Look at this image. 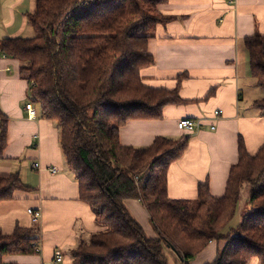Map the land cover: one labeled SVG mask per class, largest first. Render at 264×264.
<instances>
[{
  "label": "trees",
  "instance_id": "obj_1",
  "mask_svg": "<svg viewBox=\"0 0 264 264\" xmlns=\"http://www.w3.org/2000/svg\"><path fill=\"white\" fill-rule=\"evenodd\" d=\"M169 1L38 0L29 17L35 36L1 42L30 83L31 102L58 128L79 200L101 227L72 250V264H171L170 253L177 264H190L212 242L223 246L209 264H264V145L252 156L240 137L225 195L214 198L205 183L191 203L171 199L168 191L169 168L185 155L190 134L157 137L147 148L121 144L129 121L161 119L168 105L187 103L178 88H152L142 79L155 64L149 41L169 20L159 6ZM245 45L252 77L264 90V36L248 37ZM254 106L264 115V98ZM8 129L0 112V160ZM246 187L249 199L233 226ZM32 190L19 173L0 174V203ZM131 199L146 208L153 236L128 209ZM36 235L35 228L0 230V264L5 256L40 254Z\"/></svg>",
  "mask_w": 264,
  "mask_h": 264
},
{
  "label": "crops",
  "instance_id": "obj_2",
  "mask_svg": "<svg viewBox=\"0 0 264 264\" xmlns=\"http://www.w3.org/2000/svg\"><path fill=\"white\" fill-rule=\"evenodd\" d=\"M37 3L0 0V112L9 118L0 174L19 173L33 189L17 191L14 200L0 203V230L11 234L17 227L35 228L41 244L40 254L9 255L3 260L6 264H72V250L101 227L91 206L79 200V184L68 169L58 128L40 110L35 120L29 119L25 106L30 83L21 77L19 61L1 51L4 39L31 38L29 17ZM159 10L169 20L149 41L155 64L143 70L142 79L152 88H178L187 103L168 105L161 119L129 121L120 130L121 144L147 148L157 137L180 139L185 134L177 127L180 120L199 122L190 133L185 155L169 168V197L196 201L199 186L207 183L210 194L222 198L231 167L239 160L240 137L252 156L264 145V115L254 106L264 98V90L252 77L245 45L248 37L264 36V0H170ZM218 110L223 114L216 117ZM36 163L40 168H34ZM126 205L153 236L143 204L131 199ZM29 209L42 212L39 223H33ZM222 246L210 243L190 264L213 262ZM57 250L63 254L61 263L55 260Z\"/></svg>",
  "mask_w": 264,
  "mask_h": 264
},
{
  "label": "built area",
  "instance_id": "obj_3",
  "mask_svg": "<svg viewBox=\"0 0 264 264\" xmlns=\"http://www.w3.org/2000/svg\"><path fill=\"white\" fill-rule=\"evenodd\" d=\"M25 110L28 113L29 119L30 120H35L37 118V111L35 109L34 104L29 101L26 106H25ZM223 114L222 110H218L214 113V116L218 117L220 115ZM199 122L192 120V119H182L178 122L177 127L179 129V131L184 132L185 134H190V133H194L197 128L199 127ZM212 130H215V127H212ZM35 169L40 168V164L36 163L34 165ZM52 174H56L57 170L55 168H53L51 170ZM29 215L32 218L33 223H37L41 220L42 218V212L40 210H33V209H29L28 210ZM38 250L41 251V244L38 245ZM63 254L60 250H57L55 252V260L57 263H61L63 262Z\"/></svg>",
  "mask_w": 264,
  "mask_h": 264
},
{
  "label": "rangeland",
  "instance_id": "obj_4",
  "mask_svg": "<svg viewBox=\"0 0 264 264\" xmlns=\"http://www.w3.org/2000/svg\"><path fill=\"white\" fill-rule=\"evenodd\" d=\"M30 37H34L35 36V33H34V31H31V33H30ZM29 101H31V98L29 97ZM28 101V102H29ZM34 106H35V109H36V111L37 110H40V108H39V106L37 105V104H34ZM37 116H38V111H37ZM23 160V159H22ZM249 199V189H248V187H246L245 189H244V191H243V194H242V199H241V201H240V203H239V208H238V211H237V215H236V217L234 218V220H233V222H232V225L233 226H236V225H238V223L240 222V220H241V216H242V211L244 210V208H245V205H246V202H247V200ZM191 203H194L195 202V200H193V201H191V200H189ZM2 205V204H1ZM38 226V225H37ZM169 257H170V263L171 264H177L176 263V257L174 256V254H172V253H170L169 254Z\"/></svg>",
  "mask_w": 264,
  "mask_h": 264
},
{
  "label": "bare ground",
  "instance_id": "obj_5",
  "mask_svg": "<svg viewBox=\"0 0 264 264\" xmlns=\"http://www.w3.org/2000/svg\"><path fill=\"white\" fill-rule=\"evenodd\" d=\"M37 223H39V222H37Z\"/></svg>",
  "mask_w": 264,
  "mask_h": 264
}]
</instances>
